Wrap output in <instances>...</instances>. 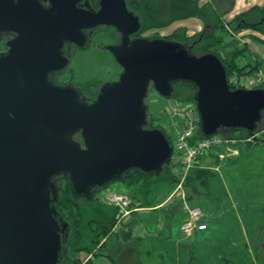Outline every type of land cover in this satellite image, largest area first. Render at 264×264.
Instances as JSON below:
<instances>
[{
    "label": "water",
    "instance_id": "95a60500",
    "mask_svg": "<svg viewBox=\"0 0 264 264\" xmlns=\"http://www.w3.org/2000/svg\"><path fill=\"white\" fill-rule=\"evenodd\" d=\"M104 27L119 34L102 49L122 71L89 99L52 75ZM140 30L126 0H99L97 9L88 0H0V39L12 35L0 53V264H60L69 236L55 206L60 178L73 199H90L133 171L158 176L170 163V140L147 125L150 89L170 99L174 83H193L201 139L258 130L263 88L231 89L215 53L189 54Z\"/></svg>",
    "mask_w": 264,
    "mask_h": 264
},
{
    "label": "rangeland",
    "instance_id": "374dc122",
    "mask_svg": "<svg viewBox=\"0 0 264 264\" xmlns=\"http://www.w3.org/2000/svg\"><path fill=\"white\" fill-rule=\"evenodd\" d=\"M126 1L129 2V0ZM138 1L141 4L144 1L150 2L151 14H153L155 22L159 24H163L171 16L181 13L180 8H173L165 0ZM230 1L225 0L223 6H229ZM206 13H208V10H206ZM251 15L247 18L249 22H257L264 18L261 14H256L253 17ZM214 18V16L213 18H207L208 24L210 23L212 28L222 24L221 21L218 22ZM225 19L228 21L227 25L222 27L226 31L219 29L216 32L217 36L221 38L223 43L233 42L237 48L246 47L242 54L237 57L239 63H249L250 54H254L258 57L259 67L264 70L262 59L264 46L257 44L254 39L246 35L234 39L229 35V33L234 32L233 28L228 25L232 20H229L228 16ZM172 24L173 26L187 25L190 33L200 30L199 33L193 34L194 37L189 41V44L200 38L198 36L200 33L211 30V28L204 30L203 21L187 18L174 21L163 27L142 30L137 36L144 38L165 37L180 28H175L169 34L168 27ZM250 31L247 30V32ZM261 35L264 36V34ZM118 38V32L110 27H104L93 32L92 45L86 50L74 51L69 71L61 76V80L80 85L85 97L94 98L102 83L114 82L122 71L112 55L105 50L98 49L97 45L114 44ZM3 50L4 42L1 41L0 52ZM248 75H255V72L252 71ZM145 103L150 114L156 116L160 124L168 123V99L159 96L153 89H150ZM185 104L188 105L189 103L186 102ZM238 135L239 131L234 133V136ZM237 148L239 155L228 157L216 164V170H207L208 175L204 177L205 180H198L196 172L192 177V187L199 188V192L205 195V197H199L197 203L199 204L198 207L210 216L211 230L208 229L202 234H193L190 237L183 235L180 231V224L177 226L182 219L181 211V215L176 214L177 216L173 218L170 228L172 231L171 237L165 239L150 237L148 240H140L137 245L140 264H264V143L247 146L238 145ZM174 159H176V155L173 157ZM119 184L121 183L115 182L108 187L114 188ZM148 186V184L143 185L141 190L145 192ZM174 186L163 175L156 181L151 182L148 188L149 193L145 199H142V193L137 190L134 192V189H128L127 191L131 196L135 195L136 200H140L142 205L145 206L144 209H146L147 206L153 207L162 202L174 189ZM102 190L98 192L97 199L99 202H102ZM170 201L177 202L178 198L175 197ZM190 202L187 200V203L193 206ZM202 203L211 204V212H208L207 207H204ZM136 207V204L131 206L132 209ZM160 213V210H151L139 214V218L145 223L144 225L149 232L160 233L163 231L158 229L161 226L160 219L158 220ZM129 241V244L134 243L131 237ZM101 243H104L103 239ZM101 248L98 249V252H102ZM69 255L72 254L69 253ZM86 256L87 254L82 253L83 259ZM121 256H119V253L117 254L118 261L123 260L124 255ZM131 259L132 257H127L128 264H132ZM80 260L82 261V259ZM119 264L125 263L120 262Z\"/></svg>",
    "mask_w": 264,
    "mask_h": 264
},
{
    "label": "trees",
    "instance_id": "16d2710c",
    "mask_svg": "<svg viewBox=\"0 0 264 264\" xmlns=\"http://www.w3.org/2000/svg\"><path fill=\"white\" fill-rule=\"evenodd\" d=\"M167 3L171 4L173 8H180L181 13L176 14L170 17L169 20L163 24L155 22L153 14H151L150 2L144 1L142 4L138 0H129V7L139 16L141 20V30H146L152 27H160L171 24L174 21L187 18H197L204 23V30L210 31L205 33H200L196 41L189 44V41L193 39L194 35H187L186 30L183 27L178 28L173 31L172 34L165 36L164 38L168 40H173L185 46V49L189 54L199 55L208 52L215 53L222 61L225 66L227 78L232 74H248L253 70L258 68L255 63H247L241 65L237 61V57L242 54L241 49H235L233 53L227 57H220L216 47L218 44L222 43V40L219 37L215 36V33L218 29L223 28L222 24L220 26L210 27L208 24L207 15H206V5L200 4V0H165ZM92 7H97L98 0H89ZM259 13L264 17V8L260 7H251L249 10L236 16L231 23L228 25L233 28V31L236 32L239 29L251 27L253 30L264 34V18H261L255 23H250L247 18L253 14ZM216 21H220L219 16L215 15ZM221 27V28H220ZM196 36V35H195ZM196 44V45H195ZM201 44V46L199 45ZM198 45V46H197ZM217 51V52H216ZM264 89V83L261 86ZM196 92V87L193 83L186 81H179L173 84V96L172 100L189 104H194V94ZM148 127L149 128H159L163 130V124H160L159 119L150 114L148 110ZM264 126V112L258 128ZM164 131V130H163ZM239 131L238 136H246L247 131L238 129H225L219 131V133H224L229 136H234L235 132ZM166 134V133H165ZM167 139L170 140L169 136L166 134ZM199 128L194 135V139H199ZM75 139L81 142L79 135H75ZM250 145V144H246ZM213 158V157H211ZM215 162L218 164L220 160L215 158ZM173 163L172 161L164 166L163 171L158 176H152L140 171H133L130 174L124 176L119 182L122 183L127 189L139 190L142 196L149 193V187L151 182L156 181L161 176H165L167 181L174 185L175 177L172 173ZM192 170V169H191ZM191 172V171H190ZM190 174V173H189ZM189 177V175H188ZM187 177V179H188ZM187 181V180H186ZM58 187V201L56 203V209L60 213V216L68 223L69 225V236L66 239L64 244L66 252L62 258L60 264H94L92 259H87L86 261H81L79 254L85 253L91 256H99L101 252H98L103 245L101 243L102 239L107 238L111 233H113L116 227L120 224L119 217L120 211L113 207L99 202L97 199L98 192L90 199L79 198L73 199L70 193L68 181L64 178H60L57 181ZM148 184V188L145 192L141 190L143 185ZM186 182L184 184L186 190ZM141 196V197H142ZM131 206L136 203V196L130 195ZM140 201V200H137ZM139 207H145L142 203ZM71 253L72 255H69Z\"/></svg>",
    "mask_w": 264,
    "mask_h": 264
},
{
    "label": "built area",
    "instance_id": "2783aa9c",
    "mask_svg": "<svg viewBox=\"0 0 264 264\" xmlns=\"http://www.w3.org/2000/svg\"><path fill=\"white\" fill-rule=\"evenodd\" d=\"M227 81L231 89L261 88L264 83V73L259 69L256 70L255 75L232 74ZM167 114L169 121L162 126L173 147L172 173L176 179L168 200L178 198V205L183 212L180 231L183 235L190 237L197 231L207 228L202 210L187 203L184 184L191 169L205 158L213 157L224 160L238 156V145L264 143V126L259 127L252 135L229 136L216 133L207 139H194L199 128V116L194 104L186 105L168 99ZM175 155L176 159L173 160ZM102 192V202L120 211L119 223L129 218L131 212L142 210V208H131V199L128 194L109 187L103 189Z\"/></svg>",
    "mask_w": 264,
    "mask_h": 264
},
{
    "label": "crops",
    "instance_id": "0c3cea01",
    "mask_svg": "<svg viewBox=\"0 0 264 264\" xmlns=\"http://www.w3.org/2000/svg\"><path fill=\"white\" fill-rule=\"evenodd\" d=\"M224 2H225V0H200V4L206 5V10H208V13H206L207 17L213 18V16L215 17V15H218L220 21L222 22V25H227L228 21H227V19H225L226 16H228L229 20H233L236 16H238L239 14L249 10L251 7L256 6V7H260V8L263 7L264 8V0H231L229 2V6H227V7L223 6ZM256 14H259V13H253L251 15V17L255 16ZM259 16H261V15H259ZM195 19L197 21H199V19H197V18H191V20H195ZM250 23H255V22H250ZM173 24L170 27H168L169 28V34L172 30H174L177 27L185 28L187 35H193L197 32L198 33L200 32V30H197L196 32L190 33L187 25L180 24V25L173 26ZM171 27H172V29H170ZM221 29L224 30V28H221ZM247 30H251V31L247 32ZM224 31H226V30H224ZM229 35L234 37V39H236L238 36L241 37L243 35L250 36L252 39H254L256 41L257 44L264 46V36L261 35L259 32L253 30L251 27L239 29L236 32L229 33ZM215 36L218 37L216 33H215ZM245 48H246L245 46H244V48L243 47L237 48L236 45L233 44V42L223 43V41L221 44H218L216 47L217 51L220 54V57H222L224 59L229 57L233 53V51H235V49H241L243 52V50H245ZM250 55L251 56H250L249 62L257 64L258 68L256 70L260 69L264 73V70H262L261 67H259V65H258V57L254 54H250ZM262 59L264 61V55H263ZM240 64L245 65L242 63H240ZM256 70H253V71L256 72ZM214 159L215 158L210 157V158H205V159L200 160L198 162L197 166L195 165V167H193V169L191 170V172L189 174V177L186 181L187 186H186L185 192H186L187 200L191 201L190 203L193 204V206L198 207L199 204L197 203V201H198L197 199L199 197H205V195H203L199 192V188L192 187V185H191L192 177L196 172L198 180L202 181L204 179V177L206 175H208L207 170H216L217 169V166H216L217 163L215 162ZM211 166H213V167H211ZM111 189L125 193V194H128L130 196L129 192L127 191L128 189L122 183L117 185L114 188H111ZM137 191H139V190H137ZM171 192L168 194V196L162 202L154 205L153 207L147 206L146 209H144V207H139V205L142 202L136 200V203H135L137 205L136 208H142V210L131 212V215L129 218L122 221L116 227V229L113 233H111L107 238L103 239L104 243H103L102 248H101L102 252L100 251L101 255L96 256V257L91 256V255H87L83 259L82 254H80L79 256L82 259V261L84 262L87 259H92L94 264H119L120 262L128 264V261H126L127 257H132V259H131L132 264H140V259H139L140 254H139L137 245L140 243L141 239L142 240L143 239L148 240L150 237H154V238L155 237H161V238L165 239L166 237L172 236V231L170 228H171L173 218L175 216H177L176 214L181 215L180 212L182 210H181L180 205H178L179 204L178 201L172 202V201L168 200ZM147 195L148 194L142 196V199H145L147 197ZM202 204L204 205V207H207L206 210L208 212H211V209H212L210 206L211 204L210 205L208 203H202ZM151 208H153V209H151ZM151 210H153V211L154 210H160L161 213H160L158 220L160 219L159 223H161V226H159L158 229L163 230V231L165 230L164 232L163 231L160 233H156L155 231L149 232L147 230V227H145V225H144L145 223H143L141 221V219L139 218L140 213H143L144 211H151ZM147 214H145V215H147ZM204 215H205L204 218H205V223L207 224V228L205 230H202V231H197L195 233V235L202 234L203 232L207 231L208 229L211 230L210 216L207 215V213L206 214L204 213ZM182 219H183V212H182ZM182 219H181V221H182ZM180 223L181 222H178L177 226ZM156 228H157V226H156ZM130 237L133 239V242H134L133 244H129V242H130L129 238ZM118 253H119V256L124 255L123 260L122 259H121V261L117 260L118 259L117 258ZM83 257H84V255H83ZM114 257L116 258V260Z\"/></svg>",
    "mask_w": 264,
    "mask_h": 264
},
{
    "label": "flooded vegetation",
    "instance_id": "af4514ba",
    "mask_svg": "<svg viewBox=\"0 0 264 264\" xmlns=\"http://www.w3.org/2000/svg\"><path fill=\"white\" fill-rule=\"evenodd\" d=\"M89 1V0H88ZM99 1V0H98ZM90 3V2H89ZM43 4H45V5H48L47 3H43ZM98 8V3H97V7H95V9H97ZM111 28V27H110ZM114 29V28H113ZM96 31V30H95ZM95 31H93V32H95ZM93 36V33L91 34V37ZM12 37V35L10 34V35H6V36H3L1 39H0V42L1 41H3L4 42V50L3 51H1L0 53H2V52H5L6 50H7V47L5 46V42L8 40V39H10ZM118 43V40H117V42L116 43H114V44H117ZM92 45V40H91V44H90V46ZM103 45H109L108 43L107 44H98L97 45V48L98 49H102V47H103ZM110 45H113V44H110ZM89 46V47H90ZM88 47V48H89ZM87 48V49H88ZM75 50H86V49H80V48H77V47H73V48H71L70 49V55H71V59H72V55H73V53H74V51ZM103 50V49H102ZM106 51V50H105ZM108 52V51H107ZM109 53V52H108ZM71 65V64H70ZM70 67V66H69ZM69 71V68L67 69V70H65V71H63V72H61V73H59V74H53L52 75V79H54L56 82H58V83H61V84H72V85H74L75 87H78V88H80L81 89V91H82V88L80 87V85H75V84H73L72 82H68V81H66V80H61V76L64 74V73H66V72H68ZM96 96V95H95ZM95 98V97H94ZM93 99V98H92Z\"/></svg>",
    "mask_w": 264,
    "mask_h": 264
}]
</instances>
